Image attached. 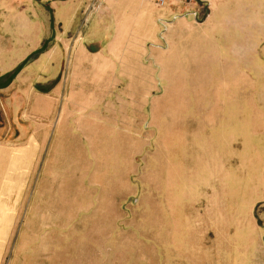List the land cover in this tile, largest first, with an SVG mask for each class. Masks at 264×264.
I'll return each instance as SVG.
<instances>
[{
	"label": "rangeland",
	"instance_id": "obj_1",
	"mask_svg": "<svg viewBox=\"0 0 264 264\" xmlns=\"http://www.w3.org/2000/svg\"><path fill=\"white\" fill-rule=\"evenodd\" d=\"M96 2L108 17L42 45L69 50L47 75L45 93L66 87L40 120L29 243L108 264H264V19L208 17L205 0L114 17Z\"/></svg>",
	"mask_w": 264,
	"mask_h": 264
},
{
	"label": "crops",
	"instance_id": "obj_2",
	"mask_svg": "<svg viewBox=\"0 0 264 264\" xmlns=\"http://www.w3.org/2000/svg\"><path fill=\"white\" fill-rule=\"evenodd\" d=\"M27 1L19 0V8L14 9L15 4L5 3L0 12V264H108L107 253L94 259L61 254L59 248L45 253V239L29 243L26 219L28 183L44 145L40 120L53 111L66 87V83H57L50 92H44L50 81L48 73L55 76L67 66L64 57H68L69 48L63 51L53 46L45 52L42 45L51 35L57 39L75 37L79 33L77 17H87V13L89 17H108L109 11H102V6L97 9L96 0L90 4V0H41L36 5ZM205 1L211 8L208 17H253L259 22L264 19V0ZM109 2L115 7L114 17H140L141 0ZM53 20L61 30L53 29ZM259 37L261 40L264 34L259 33ZM248 221L261 230L255 217L249 216ZM221 264L235 261L227 257ZM245 264H251L250 259Z\"/></svg>",
	"mask_w": 264,
	"mask_h": 264
}]
</instances>
